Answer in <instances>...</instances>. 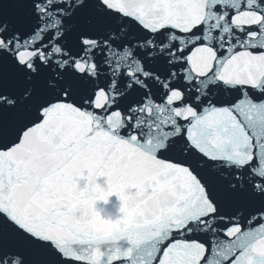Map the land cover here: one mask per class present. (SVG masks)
<instances>
[{"label": "snow or ice", "instance_id": "obj_1", "mask_svg": "<svg viewBox=\"0 0 264 264\" xmlns=\"http://www.w3.org/2000/svg\"><path fill=\"white\" fill-rule=\"evenodd\" d=\"M0 264H264V0H0Z\"/></svg>", "mask_w": 264, "mask_h": 264}, {"label": "clouds", "instance_id": "obj_2", "mask_svg": "<svg viewBox=\"0 0 264 264\" xmlns=\"http://www.w3.org/2000/svg\"><path fill=\"white\" fill-rule=\"evenodd\" d=\"M100 179V177L97 178V181ZM98 186L100 188L104 187V183H98ZM111 197L108 198L107 201H103L104 204H108ZM98 214L100 217L103 218V220L109 225L107 231H104L102 233H99V239L101 241V247L102 248H112L117 249L119 248L124 240V232L126 231L127 224H125L124 227H121V224L125 223L124 221L120 220L119 217L113 218V216L107 212L104 208L98 209ZM118 212L120 213V207L118 209Z\"/></svg>", "mask_w": 264, "mask_h": 264}, {"label": "water", "instance_id": "obj_3", "mask_svg": "<svg viewBox=\"0 0 264 264\" xmlns=\"http://www.w3.org/2000/svg\"><path fill=\"white\" fill-rule=\"evenodd\" d=\"M97 182L103 184L104 178H100ZM119 207H120V201L115 196L110 198L108 204H104L103 202L97 203L98 209L104 208L107 212H109L113 216V218H116L119 215H121V213L118 212Z\"/></svg>", "mask_w": 264, "mask_h": 264}]
</instances>
